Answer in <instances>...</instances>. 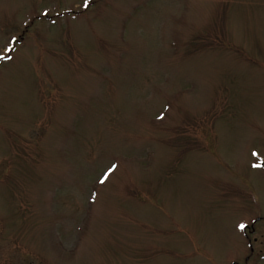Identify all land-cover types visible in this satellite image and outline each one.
<instances>
[{
    "label": "rangeland",
    "instance_id": "rangeland-1",
    "mask_svg": "<svg viewBox=\"0 0 264 264\" xmlns=\"http://www.w3.org/2000/svg\"><path fill=\"white\" fill-rule=\"evenodd\" d=\"M0 264H264V0H0Z\"/></svg>",
    "mask_w": 264,
    "mask_h": 264
},
{
    "label": "snow or ice",
    "instance_id": "snow-or-ice-1",
    "mask_svg": "<svg viewBox=\"0 0 264 264\" xmlns=\"http://www.w3.org/2000/svg\"><path fill=\"white\" fill-rule=\"evenodd\" d=\"M85 7H87V3H85ZM243 227V226H242Z\"/></svg>",
    "mask_w": 264,
    "mask_h": 264
},
{
    "label": "flooded vegetation",
    "instance_id": "flooded-vegetation-1",
    "mask_svg": "<svg viewBox=\"0 0 264 264\" xmlns=\"http://www.w3.org/2000/svg\"><path fill=\"white\" fill-rule=\"evenodd\" d=\"M252 230V229H251Z\"/></svg>",
    "mask_w": 264,
    "mask_h": 264
}]
</instances>
